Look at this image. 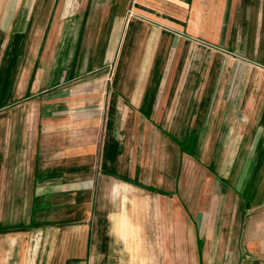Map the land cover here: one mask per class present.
Returning a JSON list of instances; mask_svg holds the SVG:
<instances>
[{"label": "crops", "instance_id": "crops-1", "mask_svg": "<svg viewBox=\"0 0 264 264\" xmlns=\"http://www.w3.org/2000/svg\"><path fill=\"white\" fill-rule=\"evenodd\" d=\"M0 264H264V0H0Z\"/></svg>", "mask_w": 264, "mask_h": 264}, {"label": "rangeland", "instance_id": "rangeland-1", "mask_svg": "<svg viewBox=\"0 0 264 264\" xmlns=\"http://www.w3.org/2000/svg\"><path fill=\"white\" fill-rule=\"evenodd\" d=\"M119 50L122 51L123 53V50L121 47H119ZM223 80V79H221ZM174 81L176 82V84H183V86H186V85H199V84H202V79L201 77H190V78H179V79H174ZM181 82V83H180ZM183 82V83H182ZM94 98H96V95L93 96ZM101 97V95H100ZM103 114L106 113V111H102ZM105 116H103L104 118ZM129 128V134H127V137L126 138H123V142H124V149L127 150V153L128 155L130 154V152H134L137 148L135 146V139H136V134H131V127H128ZM152 128V127H151ZM164 128L165 130H169L171 131V129L174 130V128L178 129V127H172V126H166V127H162ZM181 128V127H180ZM183 128V127H182ZM181 128V129H182ZM89 129L90 128H87L84 126V130L83 132L85 134H90L89 132ZM153 129V128H152ZM175 131V130H174ZM103 124H99V127H98V134L101 133L103 134ZM142 137V140H143V146L141 147L145 149V154H146V160L147 162L149 163H153L157 160L158 158V154H160V151L163 150L164 151V155H163V159H164V171H163V174H162V178H163V183L166 185V184H170L171 181H172V172H170V170L172 169L171 167V163H170V154H173V162H174V154H175V147H176V150H177V158L179 156L180 158V162L182 161V158L183 157H188L191 153H192V143H185L184 145L183 142L181 141L180 143H177L175 144V147L173 146V144L167 140L164 136L163 137H160L159 141L158 139L156 138L155 139H152L151 141H149V143H147V147L145 146L146 142V138L148 140H150V135L147 134V137L146 135L144 136L143 133L141 135ZM147 141V140H146ZM148 142V141H147ZM142 143V142H141ZM195 154H196V158L195 160L197 161H204L206 162L207 161V157H205V155L203 154L204 153V143L203 142H196L195 143ZM137 151V150H136ZM222 154L224 153H227V151H222L221 152ZM194 154V155H195ZM166 157H169L166 159ZM130 159V158H129ZM129 159H128V165L130 164L129 162ZM213 166H215V169L216 171L220 172L221 170H225V169H228V167H231V166H234L235 165V159H233L232 157H219V158H213ZM166 164V166H165ZM175 166V165H174ZM174 166H173V169H174ZM94 169V168H93ZM128 169V168H127ZM180 169H181V172H180V178H179V182H180V185L182 183H187V182H204V181H210L212 179L211 176H209L205 171L203 173V170L200 168V165L192 160H189V159H184L180 165ZM175 173H176V169H175ZM174 173V176H176ZM132 174L129 172V173H126L125 176H128L130 177ZM154 174H150L149 172L146 173V182L147 183H152L151 178H154L153 176ZM103 182H106V181H103ZM107 183H110V182H107ZM158 183V181H157ZM128 192H124L126 193V196L127 197H138V195L136 194V192H141L142 194L145 193L144 189L142 190V188L140 189L139 187H136V186H133L131 185L130 186V189L127 190ZM166 191V193H170V191L168 190H164ZM181 194L183 193L184 196H187L186 193L187 191L186 190H183V191H179ZM204 192V196H208V191L205 190L203 191ZM90 192L88 191V194ZM100 193L103 195V194H106L107 191L106 190H101ZM106 196V195H105ZM146 197H161V198H166V197H169V195H163V196H158V195H153L152 193L150 192H147L146 191V194L144 195ZM6 208V207H4ZM9 208V207H7Z\"/></svg>", "mask_w": 264, "mask_h": 264}]
</instances>
